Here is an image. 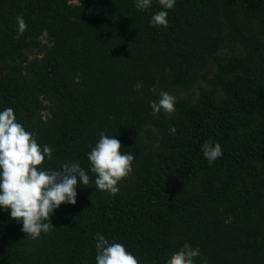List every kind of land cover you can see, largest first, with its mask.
<instances>
[{
  "label": "trees",
  "instance_id": "obj_1",
  "mask_svg": "<svg viewBox=\"0 0 264 264\" xmlns=\"http://www.w3.org/2000/svg\"><path fill=\"white\" fill-rule=\"evenodd\" d=\"M160 10L167 28L149 23ZM207 74L210 90L153 112L161 91L190 92ZM9 107L52 150L39 168L79 163L90 182L76 188L84 212L68 217L62 203L36 239L0 208V264H96V233L139 264H166L185 242L200 249L195 264H264V0H152L144 11L135 0H0ZM101 132L134 156L116 195L90 171ZM209 139L223 150L211 165Z\"/></svg>",
  "mask_w": 264,
  "mask_h": 264
},
{
  "label": "clouds",
  "instance_id": "obj_2",
  "mask_svg": "<svg viewBox=\"0 0 264 264\" xmlns=\"http://www.w3.org/2000/svg\"><path fill=\"white\" fill-rule=\"evenodd\" d=\"M162 9H173L176 0H158ZM152 6V0H135V7L141 11ZM168 12L160 10L151 16L150 25L167 28ZM17 38L27 28L23 15H17ZM47 30L37 37L44 41ZM175 97L161 91L159 101H151L154 113L163 110L171 114L175 111ZM175 134L176 128L170 127ZM91 151L88 160L90 171L95 174V185L100 191L116 195L118 183L132 171L134 156L122 153V143L116 137L104 132ZM202 154L209 165L223 155L219 142L205 140L201 146ZM51 159L52 150L48 145L43 148L37 143L34 134L17 122L14 110L6 108L0 111V208L10 210V216L22 222V231L31 239L41 233L49 232L53 227L51 216L62 203L75 205L77 185H88L90 177L79 163H64L58 170L39 168L45 160ZM47 221V222H46ZM96 264H139L138 259L126 247L118 242L109 243L101 234L96 233ZM201 255L198 247L185 242L175 251L166 264H195V258Z\"/></svg>",
  "mask_w": 264,
  "mask_h": 264
},
{
  "label": "rangeland",
  "instance_id": "obj_3",
  "mask_svg": "<svg viewBox=\"0 0 264 264\" xmlns=\"http://www.w3.org/2000/svg\"><path fill=\"white\" fill-rule=\"evenodd\" d=\"M211 79V75L207 74L205 77H199L198 81L194 85L193 89L190 92H184V93H175L174 97H187L191 94L192 97H196L199 95L201 91H206L211 89V85L209 84L208 80ZM44 115H47V112L44 113ZM126 179L129 178V175L125 177ZM122 179L121 182H126L127 180ZM82 207L79 205V202L77 201L75 205L70 204L67 215L68 217H76L79 216L81 213H83Z\"/></svg>",
  "mask_w": 264,
  "mask_h": 264
}]
</instances>
